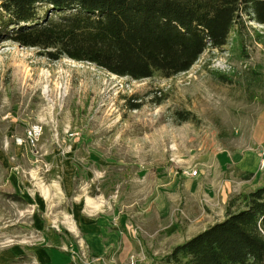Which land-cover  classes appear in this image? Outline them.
<instances>
[{
  "label": "rangeland",
  "instance_id": "obj_1",
  "mask_svg": "<svg viewBox=\"0 0 264 264\" xmlns=\"http://www.w3.org/2000/svg\"><path fill=\"white\" fill-rule=\"evenodd\" d=\"M262 163V25L171 78L0 43V264H164Z\"/></svg>",
  "mask_w": 264,
  "mask_h": 264
},
{
  "label": "trees",
  "instance_id": "obj_2",
  "mask_svg": "<svg viewBox=\"0 0 264 264\" xmlns=\"http://www.w3.org/2000/svg\"><path fill=\"white\" fill-rule=\"evenodd\" d=\"M249 23L264 26V0H0V43L132 80L171 78L208 49L243 45ZM163 263L264 264V182Z\"/></svg>",
  "mask_w": 264,
  "mask_h": 264
},
{
  "label": "built area",
  "instance_id": "obj_3",
  "mask_svg": "<svg viewBox=\"0 0 264 264\" xmlns=\"http://www.w3.org/2000/svg\"><path fill=\"white\" fill-rule=\"evenodd\" d=\"M40 129L37 126H32L28 131H27V139H29L31 142H34L36 138L40 135ZM25 140L22 138L17 139V144L22 145ZM264 163H262L263 166ZM190 176L196 175V171L189 172Z\"/></svg>",
  "mask_w": 264,
  "mask_h": 264
},
{
  "label": "bare ground",
  "instance_id": "obj_4",
  "mask_svg": "<svg viewBox=\"0 0 264 264\" xmlns=\"http://www.w3.org/2000/svg\"><path fill=\"white\" fill-rule=\"evenodd\" d=\"M44 93L45 94L48 93V87L47 86L44 87Z\"/></svg>",
  "mask_w": 264,
  "mask_h": 264
},
{
  "label": "crops",
  "instance_id": "obj_5",
  "mask_svg": "<svg viewBox=\"0 0 264 264\" xmlns=\"http://www.w3.org/2000/svg\"><path fill=\"white\" fill-rule=\"evenodd\" d=\"M223 218H224V217H223ZM223 218H222V219H223ZM222 219H221V220H222Z\"/></svg>",
  "mask_w": 264,
  "mask_h": 264
}]
</instances>
